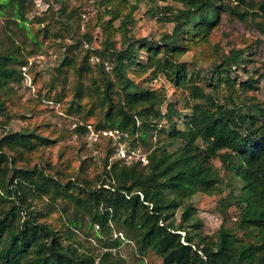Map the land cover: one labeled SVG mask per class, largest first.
<instances>
[{
	"label": "trees",
	"instance_id": "16d2710c",
	"mask_svg": "<svg viewBox=\"0 0 264 264\" xmlns=\"http://www.w3.org/2000/svg\"><path fill=\"white\" fill-rule=\"evenodd\" d=\"M90 1L103 10L97 23L106 38L101 47L92 48L93 35L84 32L69 48H80L82 40L87 43L82 58L64 56L56 72L65 76L68 69L74 71L77 84L68 111L86 110L84 118L100 111L96 129L114 146L107 150L102 173L95 179L84 175L86 160L76 176L67 179L66 172L29 165L30 156L52 147L55 139L28 129L4 134L0 139V264H125L109 250L97 258L80 248L65 229L43 220L45 213L34 201L44 196L68 202L103 234L124 233L135 241L141 255L152 251L162 264H264V104L253 94L264 79V69L255 65L251 44L212 42L223 15L242 22L251 16L264 17V0H172L181 6H154L152 13L158 20L173 24L159 40L127 33L139 3L170 0ZM63 7L59 10L63 28L73 33L70 23L80 15L79 7L68 12ZM27 9V0H0V13L16 19L19 26L27 21ZM259 25L264 27L263 22ZM119 32L125 38L123 47L113 39ZM204 46L216 55L207 71L181 62L182 55ZM5 47L0 42V116L8 121L1 93L20 81V67L27 62L19 46ZM92 57L97 63H90ZM148 72L153 77L163 73L175 86L187 89L181 93L185 102L178 106V99L167 101L160 91L135 82ZM243 93L246 100L240 101ZM65 95L57 93L55 100ZM186 109L190 112L180 129L177 123ZM114 130L122 133L120 138L109 134ZM156 130L159 135L168 132L162 144L153 143ZM87 131L86 125L75 128L80 135ZM125 142L131 151L139 146L151 149L147 163L131 164L121 157L110 160ZM64 166L69 169V162ZM225 189L220 212L225 215L233 205L238 216L233 225L223 223L214 236H204L195 206L184 203L197 193L214 195ZM177 211L181 212L178 223Z\"/></svg>",
	"mask_w": 264,
	"mask_h": 264
},
{
	"label": "rangeland",
	"instance_id": "374dc122",
	"mask_svg": "<svg viewBox=\"0 0 264 264\" xmlns=\"http://www.w3.org/2000/svg\"><path fill=\"white\" fill-rule=\"evenodd\" d=\"M27 4V21L23 22L22 26H19L18 21L8 14L0 13L1 44L11 49L19 46L22 59L27 62L20 67L22 71L20 81L10 83L11 89L5 94L1 93V99L6 102V111L10 119L7 121L8 117L0 116V139L4 134L23 129L34 130L49 136L55 139L56 143L52 147L40 148L36 154H32L29 164L31 167L37 165L51 173L57 170L66 172L64 176L69 179L76 176L80 164L86 160L84 175L95 179L102 173L107 150L114 145L108 142L107 136L96 129L102 117L100 111H96L87 118H84L86 110L80 113L68 111L69 100L77 84V77L71 69H68L63 76L56 72V68L66 55H74L76 59L82 58L87 43L82 40L80 48H69L77 43L76 38L82 37L84 32L91 31L92 48L102 46L106 33L97 23V14L103 10L90 0H27ZM162 5L181 6L172 0L164 4L162 2L152 4L149 1L139 3L132 16L134 24L129 27L130 32L127 34L136 38L159 40L162 33L171 31L172 23L160 21L158 15L152 13L153 8ZM63 6H66L67 12L70 8L79 7L76 10L80 15H74L75 20H72V24L70 23L73 33L70 32L71 29L67 31L63 28L64 19L59 14ZM124 14H128V11ZM260 22L264 23V17L251 16L248 21L242 22L223 15L220 29L215 31L212 42H219L221 46H226L228 41L236 46H244V41L251 44L255 50V65L263 71L264 27L259 25ZM114 25L117 28L119 22L116 21ZM113 39L116 40L117 47L124 46L125 38L121 32L115 34ZM214 53V49L204 46L188 51L181 56L180 60L194 64L196 69L207 71L216 58ZM97 61L96 57L90 59L91 64ZM135 82L145 88L160 91L166 96L167 101L178 99V106L185 102L181 93L188 92L184 87L175 86L163 73H158L156 77H153V74L148 72L135 78ZM63 84L64 89H62ZM57 93L66 95L60 101H56L55 99L59 98ZM253 94L264 104V79L259 81L258 89ZM239 100H246V94H241ZM189 112L188 109L183 110V117L177 123L180 129L185 128L184 117ZM77 124L86 125L88 131L84 135L76 133ZM167 135L168 132L159 135L156 130L152 138L154 145L165 142L168 139ZM129 145V142L123 143L110 160L121 157L129 160L127 163L131 164L137 161L147 163V155L151 149L139 146L131 151ZM66 161L70 164L69 169L64 166ZM21 164V162L18 163L19 166H22ZM215 165L219 167L220 164L216 161ZM220 174L224 179H228L224 176L222 169H220ZM227 193L228 189L214 195L197 193L184 203L185 205L191 203L195 206V218L202 222L199 231L204 236H214L223 223L231 226L236 220L238 210L235 206H229L225 215L220 212L219 202ZM34 202L45 213L43 220L52 223L57 228L65 229V232L72 236L80 248L97 258L109 250L114 259H121L125 264H162L161 257L152 251L141 255L136 248L135 241L124 233L117 230L108 234L101 233L99 227L94 225L89 218L82 213H76L72 205L62 199L56 200L50 196H44L41 200L37 199ZM180 216L181 212L177 211L174 216L177 223L180 222Z\"/></svg>",
	"mask_w": 264,
	"mask_h": 264
},
{
	"label": "built area",
	"instance_id": "2783aa9c",
	"mask_svg": "<svg viewBox=\"0 0 264 264\" xmlns=\"http://www.w3.org/2000/svg\"><path fill=\"white\" fill-rule=\"evenodd\" d=\"M109 134L113 135V136H117L118 138H120V136L122 135V133L119 130H114L109 132ZM123 157H125V155H123Z\"/></svg>",
	"mask_w": 264,
	"mask_h": 264
}]
</instances>
